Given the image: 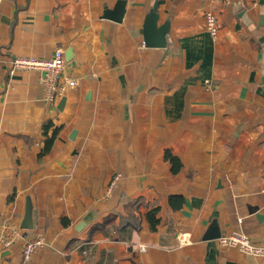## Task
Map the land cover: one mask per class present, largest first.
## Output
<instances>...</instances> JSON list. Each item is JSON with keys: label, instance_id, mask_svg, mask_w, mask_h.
I'll return each mask as SVG.
<instances>
[{"label": "crops", "instance_id": "0c3cea01", "mask_svg": "<svg viewBox=\"0 0 264 264\" xmlns=\"http://www.w3.org/2000/svg\"><path fill=\"white\" fill-rule=\"evenodd\" d=\"M116 2L0 5V232L21 229L0 264H264L204 239L217 220L264 244V0H127L120 22L103 17ZM156 2L165 47L144 42ZM57 48L78 82L63 104L44 98L40 71L11 72L15 57ZM39 233L46 244L25 261Z\"/></svg>", "mask_w": 264, "mask_h": 264}, {"label": "built area", "instance_id": "2783aa9c", "mask_svg": "<svg viewBox=\"0 0 264 264\" xmlns=\"http://www.w3.org/2000/svg\"><path fill=\"white\" fill-rule=\"evenodd\" d=\"M3 0H0V5ZM205 27L213 36L219 34V20L214 11L208 10L205 13ZM36 69L41 72V83L44 88V98L56 104L69 88L75 87L78 82L66 71L65 51L62 48L55 49L53 55L48 59H41L35 56L15 57L11 61V72L17 69ZM120 174L116 175L111 182V189L115 185ZM21 229L18 226H10L5 223L0 232V244L4 247L11 246L20 236ZM218 242L224 246L238 248L242 253L255 257H264V244L252 241L249 236L243 232H232L221 235ZM45 240L42 234H37L27 239L23 245V256L25 261H31L37 251L45 246ZM146 245H141V250H146Z\"/></svg>", "mask_w": 264, "mask_h": 264}, {"label": "water", "instance_id": "95a60500", "mask_svg": "<svg viewBox=\"0 0 264 264\" xmlns=\"http://www.w3.org/2000/svg\"><path fill=\"white\" fill-rule=\"evenodd\" d=\"M127 0H117L115 6L113 8H106L103 17L115 20L120 22L124 16L126 10ZM159 11H158V3L156 2L148 15L146 16V20L143 25V36L145 45L148 47H165L166 46V38L167 33L169 32L170 25L169 22H165L162 25H158L159 20ZM72 51L69 50L66 54L68 55ZM69 60L70 58L67 57ZM65 97L61 98V104L64 103ZM258 207H250V212L258 214ZM259 217V215H258ZM22 228L31 229L33 228V218H32V202L31 199H27L26 210L24 214V218L22 221ZM222 232L219 229L218 222L215 220L206 234L204 235L205 240L217 239L221 237ZM117 264V262H115Z\"/></svg>", "mask_w": 264, "mask_h": 264}, {"label": "trees", "instance_id": "16d2710c", "mask_svg": "<svg viewBox=\"0 0 264 264\" xmlns=\"http://www.w3.org/2000/svg\"><path fill=\"white\" fill-rule=\"evenodd\" d=\"M51 122L47 123L45 125V130L47 131L48 127L51 126ZM55 133L52 135V137H50L48 139V147L50 145V143H52V140H53V137H54ZM166 157L169 158L173 164V171L174 172H177L180 167H181V161L179 159V157L175 156L170 150H167L166 151ZM158 211H159V207H155V208H152L150 211H148L147 213V217H148V220L152 226V228H155L156 225L158 224L159 222V219L157 217V214H158ZM136 216V215H135ZM137 217V216H136ZM111 222L110 220L108 221H105L104 223L98 225V228L101 227V225L105 224V223H109ZM92 233H94V231H92Z\"/></svg>", "mask_w": 264, "mask_h": 264}]
</instances>
